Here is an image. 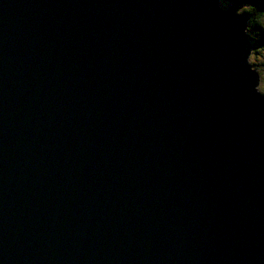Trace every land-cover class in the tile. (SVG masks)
<instances>
[{"label": "water", "instance_id": "1", "mask_svg": "<svg viewBox=\"0 0 264 264\" xmlns=\"http://www.w3.org/2000/svg\"><path fill=\"white\" fill-rule=\"evenodd\" d=\"M221 0H0V264H264V94Z\"/></svg>", "mask_w": 264, "mask_h": 264}, {"label": "trees", "instance_id": "2", "mask_svg": "<svg viewBox=\"0 0 264 264\" xmlns=\"http://www.w3.org/2000/svg\"><path fill=\"white\" fill-rule=\"evenodd\" d=\"M221 1H225L226 3H231V4L235 3L234 4L235 6L233 5L231 7L232 10H237L241 6L245 7L242 10V13L247 14L249 18L247 35L250 40V43L254 47L253 52L256 54V52L259 49H261L260 46H264V25L261 23V21L264 19V0H221ZM251 65L253 66V64Z\"/></svg>", "mask_w": 264, "mask_h": 264}, {"label": "rangeland", "instance_id": "3", "mask_svg": "<svg viewBox=\"0 0 264 264\" xmlns=\"http://www.w3.org/2000/svg\"><path fill=\"white\" fill-rule=\"evenodd\" d=\"M223 9H231V7L235 4L226 3L225 1H222ZM235 6V5H234ZM244 6H241L237 10H233L236 13H242V10L244 9ZM232 10V9H231ZM261 23L264 25V19L261 21ZM261 49H259L256 54L253 52L249 62L253 64L254 68L260 72L261 80L258 86V91L262 94H264V46H260Z\"/></svg>", "mask_w": 264, "mask_h": 264}]
</instances>
